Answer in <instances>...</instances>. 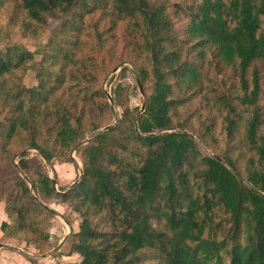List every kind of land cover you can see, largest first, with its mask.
I'll use <instances>...</instances> for the list:
<instances>
[{"label":"rangeland","instance_id":"rangeland-1","mask_svg":"<svg viewBox=\"0 0 264 264\" xmlns=\"http://www.w3.org/2000/svg\"><path fill=\"white\" fill-rule=\"evenodd\" d=\"M144 1L154 7H163L164 22L157 35L149 29L139 11H120L119 7H124L121 0H85V10L77 3L64 14H50L40 21L31 20L21 12L16 0H3L0 4V52L11 51V55L22 56V62H25V69H17V78L11 83L16 82L18 90L22 85L30 88L42 82L44 87L39 86V99L46 97L45 101H39H42L41 106H32L31 112L27 110L30 101L26 99L24 103L23 113L30 117V124L35 122L36 129L19 128L6 140L0 139V143L10 149V155L15 153L11 159H5L4 156L9 155L7 152L0 154V259L11 264H70L81 259V254L75 251L76 233L82 221L81 213L75 210L78 200L69 197L71 202L67 204L52 201L50 206L47 205L55 212L37 213L27 207L29 204L20 184L28 186L29 195H37L30 180H38V174L44 173L52 179L56 194L68 192L86 171L83 147L97 133L107 130V126L108 129L119 127L115 139L125 141L123 129L129 124L137 127L145 99L152 93L153 74L157 69L166 71L171 85L170 98L175 101V108L171 110L173 121L186 122L190 124L188 132L207 136L202 141L193 134L201 155L226 156L245 177L255 170L264 172V158L258 152L264 148L263 71L258 81L257 101L254 104L241 102L245 92L247 96L250 94L254 70H261V60L249 64L245 72L247 85L242 84L237 66L214 56L209 50L213 47L204 49L201 56L198 40L188 34L186 13L199 0ZM130 3L141 5L140 0H130ZM64 21L68 22L69 29L77 31L79 27L76 38H70L64 30ZM260 21V30H263L262 16ZM155 40H162L158 67L153 59L154 52L150 50ZM170 63L176 72H171ZM189 65L201 73L198 76L200 82L193 87L188 86L184 74H179L182 67ZM8 102L10 105L17 103L11 98ZM0 103H3L2 98ZM255 109L262 124L256 138L250 140L246 130ZM49 113L51 117H48ZM62 116L81 133L79 143L67 149L60 144L55 127H50L56 119L60 122ZM8 117V108L0 112V122ZM32 137L40 142L47 141L46 147L53 153L49 161L37 149L28 147L26 143ZM23 151L26 153L20 157ZM137 151L134 148L133 153ZM128 152L125 156H130L131 152ZM20 158L27 163L25 173L17 167ZM9 161L16 165L21 178L15 177ZM201 167L199 160L184 166L190 186L199 197L203 195V185L201 179L194 176ZM208 197L212 199L210 194ZM5 198L11 205L12 216L5 212ZM104 213L91 211L90 219L98 223L99 230H111ZM245 213L239 237L234 241L231 214L222 204L208 210L203 236L223 241L212 264H229V250L234 243L243 246L250 242L252 224ZM16 217L23 218L26 228L15 229L13 221ZM3 222L7 223L6 227H2ZM44 233H47L46 237H43ZM93 244L100 248L105 246L101 238L93 240ZM140 258V264H161L162 261L151 250L142 252Z\"/></svg>","mask_w":264,"mask_h":264},{"label":"trees","instance_id":"trees-1","mask_svg":"<svg viewBox=\"0 0 264 264\" xmlns=\"http://www.w3.org/2000/svg\"><path fill=\"white\" fill-rule=\"evenodd\" d=\"M16 1L21 12L34 21L46 19L50 14H64L77 3L81 10L87 8L83 2L85 0ZM121 1L124 7H119L120 11H139L149 29L156 35L159 33L165 16L163 7L151 6L144 0H140L141 5L138 6L130 3V0ZM2 2L0 0V4ZM186 16L189 20L187 32L198 40L201 56L204 49L213 47L209 50L214 56L238 67L242 84L247 85L245 72L249 64L261 60V70H254L250 94L247 96L245 92L241 98L242 103L254 104L260 92V73H264V29L260 30V16L264 18V0H199L192 4ZM67 26L68 22L64 21V30L70 38H76L79 27L74 31ZM161 41L155 40L150 45L157 67L160 63ZM14 55H11V51L0 52V98L3 100L0 112L8 108L10 113L6 121L0 122L2 140L11 137L19 128L36 129L35 122L30 124V117L23 113L24 103L26 99L30 101L27 110L31 112L32 106H41V102L46 100V97L39 99V86L44 87L42 82L30 88L22 85L18 90L16 82L11 83L12 79L17 78L16 70L25 69L22 56ZM171 66L172 63L169 64L171 72H176ZM165 72L157 69L153 74L152 93L145 99L137 127L129 124L122 131L125 141L115 139L119 127L97 133L83 147L86 171L66 193L56 194L51 185L52 179L44 173L38 174V180H30L37 195H29L28 186L20 184L23 197L29 204L27 207H32L37 213H53L55 211L47 205L50 206V202L67 204L71 202L69 197L78 200L75 210L81 213L82 221L76 233L78 244L75 251L82 257L70 264H140V254L148 250L158 254L161 264H212L223 241L208 239L203 234L209 218L208 210L216 204H222L231 214L234 241L239 237L244 212L252 224L253 237L243 246L234 243L229 250V264H264V172L255 170L245 177L234 168L228 157L201 155L193 135L195 132L187 130L190 124L183 121L175 123L172 119L171 110L175 108V101L170 98L171 85ZM198 72L189 65L182 67L179 74H184L188 86L193 87L200 82L198 76L201 73ZM8 98L16 100V105H10ZM48 117H51V113ZM261 124L256 110L248 120L247 138L254 140ZM50 127H55L59 142L65 149L79 143L81 133L71 127L67 117L62 116L60 122L56 119ZM195 135L202 141L207 137L204 133ZM26 144L37 149L47 161L53 156L51 149L46 147L47 141L40 142L32 137ZM134 148L138 149L137 153H133ZM128 151L131 152L130 156L127 155L129 158L125 156ZM3 152L9 154L4 156L5 159H11L15 154L10 155V149L0 143V154ZM258 152L264 158V148ZM25 153L23 151L19 156ZM195 160H199L202 166L194 176L202 181V197L194 194L184 169L186 163ZM9 162L15 177L21 178L17 167L24 172L27 164L25 159L20 158L17 167L12 161ZM56 196H59L58 199ZM5 201V212L12 216L9 200L5 198ZM12 208L15 209L14 206ZM91 211L97 214L105 212L112 229L99 230L98 223L90 219ZM13 222L15 229L26 228L22 217H16ZM6 224L3 222L1 225L6 227ZM33 224L30 223L31 226ZM46 236L47 233H44L43 237ZM100 238L105 245L102 248L93 244V240Z\"/></svg>","mask_w":264,"mask_h":264},{"label":"crops","instance_id":"crops-1","mask_svg":"<svg viewBox=\"0 0 264 264\" xmlns=\"http://www.w3.org/2000/svg\"><path fill=\"white\" fill-rule=\"evenodd\" d=\"M63 203V202H62ZM65 204V203H64ZM69 214H70V211H69ZM72 215V214H71ZM0 264H11L10 261H5L4 259H0ZM16 264H20V263H16ZM23 264V263H21Z\"/></svg>","mask_w":264,"mask_h":264},{"label":"water","instance_id":"water-1","mask_svg":"<svg viewBox=\"0 0 264 264\" xmlns=\"http://www.w3.org/2000/svg\"><path fill=\"white\" fill-rule=\"evenodd\" d=\"M138 87L140 89V92L142 93V86L140 85V83H138ZM108 128V126L106 127V129Z\"/></svg>","mask_w":264,"mask_h":264}]
</instances>
